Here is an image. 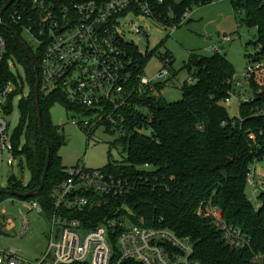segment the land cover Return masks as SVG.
I'll list each match as a JSON object with an SVG mask.
<instances>
[{
	"label": "trees",
	"instance_id": "16d2710c",
	"mask_svg": "<svg viewBox=\"0 0 264 264\" xmlns=\"http://www.w3.org/2000/svg\"><path fill=\"white\" fill-rule=\"evenodd\" d=\"M34 1L15 0L1 20L23 40L39 69L43 51L24 39L27 22L18 21V17L15 21L12 19L16 13L23 15L24 11L36 16ZM54 1L71 4L82 0ZM161 1L162 4L155 6L159 22L167 27L176 25L179 29L190 24L189 20L181 25L187 11L192 12L193 6H206L213 0ZM229 1L239 27L246 26L257 33L256 40L247 45L257 50L248 67L263 66L261 71L264 69V0ZM8 2L0 0V11ZM0 32L6 39V52L0 65V92L10 82L17 88L7 100L6 115L13 113L14 99L27 93L19 103L20 120L12 143L15 160H20L21 169L24 171L26 167L31 175L28 185L12 175L7 190L29 193L40 187L48 155V147L39 130L35 73L13 34L2 27ZM125 48L138 65L140 75L145 74L149 61L159 50L143 55L134 43H126ZM166 57L171 59L173 76L169 81H172L177 75L175 60L170 53H165L160 57L161 62ZM10 60L23 68L24 77L12 73ZM183 70L193 82L185 81L182 85V100L167 102L161 94L166 84L156 85L154 90L146 88L133 97L131 107L124 114L125 122L121 125L124 136L110 144L111 150L121 148L125 157L121 162L110 161L102 170L126 181L132 188L130 193L120 198L91 196L94 206L70 215L90 222L87 227L93 229L131 210L135 224L143 220L149 228L168 229L179 238L190 239L193 259L201 264H251L256 254L264 253V189L261 188L258 195L259 210L246 192L252 166L264 161V88L252 80L254 97L248 103H240L239 116L232 119L224 103L235 94V68L226 54L214 52L210 58L191 54ZM40 96L44 133L51 147L44 190L28 200L0 195V204L6 199L38 202L49 216L53 195L67 175L60 155L66 139L62 128L53 122L51 109L61 105L70 117L74 109L60 92L45 95L40 91ZM84 132L89 143L94 132ZM257 182L264 187L263 180ZM210 207H217L222 219L250 240V247L233 250L226 245L221 231L201 214L200 210L206 213Z\"/></svg>",
	"mask_w": 264,
	"mask_h": 264
},
{
	"label": "built area",
	"instance_id": "2783aa9c",
	"mask_svg": "<svg viewBox=\"0 0 264 264\" xmlns=\"http://www.w3.org/2000/svg\"><path fill=\"white\" fill-rule=\"evenodd\" d=\"M160 4L161 0H82L57 5L54 0H35L36 16L24 11L23 15L16 13L12 19L15 21L18 17V21L27 22L23 32L25 40L43 51L38 69L40 91L45 95L62 93L74 109L70 113L73 124L82 130L95 133L103 128L106 133L121 138L124 136L121 127L125 122L124 114L131 107L133 97L146 88L154 90L156 85L167 86L173 76L168 57L163 59V68L152 78L138 74V65L125 48L126 43H132L127 40L129 26L150 19L164 27L155 15V6ZM190 19L191 13L187 11L181 25ZM168 29L172 34L178 26ZM135 32L149 37L144 26L136 27ZM5 52L6 39L0 32V65ZM214 52L223 53L221 48H215ZM262 67L249 65L248 79ZM134 79L136 83L132 84ZM187 82L193 81L189 77ZM16 89L10 82L0 92V149L9 153L10 166L15 162L13 134L4 117L8 116L5 113L7 100ZM22 96L25 98L27 93ZM242 102L248 103L250 99H241ZM250 138L254 140L253 136ZM248 185L257 195L255 208L259 210L258 195L264 187L257 182L252 170ZM131 189L126 181L102 169L91 170L85 165L67 169L65 181L53 195L52 212L47 216L51 226L47 251L32 264H201L193 259L191 240L179 238L168 229L149 228L143 221L134 224L129 217L122 216L91 229L87 227L90 222L70 215L94 206L91 196L120 198L127 196ZM21 203L28 211L45 214L38 202ZM200 211L221 231L230 248L250 247V240L228 225L217 207L208 208L206 213ZM0 213L6 214L1 210ZM20 215L19 238H24L29 227L28 216L23 211ZM3 227L13 230L15 224L6 222L3 225L0 217V264H29L20 257L17 248L4 242ZM251 264H264V253L256 254Z\"/></svg>",
	"mask_w": 264,
	"mask_h": 264
},
{
	"label": "rangeland",
	"instance_id": "374dc122",
	"mask_svg": "<svg viewBox=\"0 0 264 264\" xmlns=\"http://www.w3.org/2000/svg\"><path fill=\"white\" fill-rule=\"evenodd\" d=\"M182 1L175 0L176 3ZM191 9L190 24L183 25L184 27L175 30L172 34L167 26L163 27L148 19L145 22L129 26L127 40L137 45L143 55L159 49L158 52L154 53L145 71V76L149 78H152L163 68L161 55L170 53L174 58V70L177 75L161 92L169 103H177L182 100L181 85L188 79V73L183 69L189 64L191 54L210 58L213 56L215 48H221L235 68V94L231 96L229 102L224 103V106L232 119L237 118L240 100L245 98L251 100L254 97L251 81L254 80L257 86L264 88V69L254 74L253 79H248L249 60L256 55L257 50L247 45L256 40L257 33L253 29L249 30L246 26L239 27L229 0H213L206 6H193ZM139 26L147 28L149 37L136 34V27ZM224 35L229 36V39H225ZM13 61L10 60L12 73L15 76L24 77L23 68ZM21 100H23V96H17L13 102V113L4 117L10 124L12 134L19 124V103ZM51 116L53 122L62 128L66 139V145L62 148L60 155L63 165L67 169L85 165L88 169L99 170L105 168L112 160L121 162L124 159L125 155L122 154L121 148L111 150L110 147V144L118 140V135L106 133L103 128H100L94 133L93 140L88 143V135L80 127L73 124V118L68 115L63 106L54 105L51 109ZM146 134L149 133L146 132ZM8 158L9 153L0 149V189L8 188V181L12 175L22 180L24 185H28L31 180L30 172L26 167L24 171L21 169L20 160H15L14 166H10ZM251 169L257 180L264 181V161L256 163ZM246 192L251 203L255 205L257 195L253 189L248 186ZM0 210L6 213L5 216L0 213L3 225L6 222L15 224L13 230H8L6 227L2 228L5 236L4 242L17 248L20 257L29 264L41 259L47 251L51 233L47 215H41L35 210L28 211L23 207L21 201L13 202L11 199L2 202ZM21 211L27 214L29 223L28 232L24 238H19ZM127 213L129 216L122 215V217H129L130 221L134 223L132 219L134 213L131 210H128ZM141 221L143 220H139L138 223Z\"/></svg>",
	"mask_w": 264,
	"mask_h": 264
},
{
	"label": "water",
	"instance_id": "95a60500",
	"mask_svg": "<svg viewBox=\"0 0 264 264\" xmlns=\"http://www.w3.org/2000/svg\"><path fill=\"white\" fill-rule=\"evenodd\" d=\"M14 1L15 0H9V2L6 3V5L1 9V11H0V27L5 28L7 31H9L13 34L14 38L16 39L18 44L20 45L21 49L24 51V53L27 55V57L29 58V60L32 63L34 73H35V79H36L35 104H36V108H37L39 130H40V133H41V136H42L44 142L46 143V145L48 147V155H47L46 166H45V170H44L43 177L41 180V184L37 190L31 191L29 193H20L17 191H9L7 189H0V195H8L11 197H16L19 199L28 200V199L34 198L36 195L40 194L44 190V187H45V184H46V181L48 178V172H49L50 161H51V147H50V145L47 141V138L45 136V133H44V125H43L42 109H41V96H40L41 85H40V75H39L37 63H36L34 57L32 56V54L30 53V51L28 50V48L26 47V45L24 44L23 40L18 35L14 34L9 27H7L6 25L1 23L2 16L9 9V7L14 3Z\"/></svg>",
	"mask_w": 264,
	"mask_h": 264
},
{
	"label": "crops",
	"instance_id": "0c3cea01",
	"mask_svg": "<svg viewBox=\"0 0 264 264\" xmlns=\"http://www.w3.org/2000/svg\"><path fill=\"white\" fill-rule=\"evenodd\" d=\"M224 38H225V39H229V36L224 35Z\"/></svg>",
	"mask_w": 264,
	"mask_h": 264
}]
</instances>
